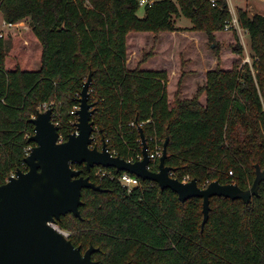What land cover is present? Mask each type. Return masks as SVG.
I'll return each instance as SVG.
<instances>
[{
  "label": "trees",
  "instance_id": "obj_1",
  "mask_svg": "<svg viewBox=\"0 0 264 264\" xmlns=\"http://www.w3.org/2000/svg\"><path fill=\"white\" fill-rule=\"evenodd\" d=\"M217 2L159 0L146 5L141 17L140 0H0L5 22L29 19L31 27L20 36L0 37V187L13 172L28 170L25 148L36 146L30 141L35 134L31 119L42 106L51 107L60 137L67 141L78 120L71 111L79 106L91 74L94 134L98 143L108 140L115 156L139 161L142 130L149 151L153 139L164 149L169 138L166 166L172 178L189 176L201 188L215 181L251 188L256 166L264 169V16L238 9L254 61L240 66L237 60L223 69L221 40L241 58L244 48L237 30H224L232 20L227 2ZM182 16L192 28L176 26ZM180 32L215 44L218 57L192 98H181L185 73L173 95L175 75L141 68L153 52L134 69L127 64L132 35L142 39L165 33L174 42ZM32 42L40 45L35 55L39 69L32 65ZM75 168L102 191L84 189L81 217L69 213L57 225L71 232L69 240L83 253L94 247L97 264H264V181L249 204L211 198L202 229V198L182 203L172 190L142 179L129 191L117 180L96 176L105 169L101 166L91 172L83 165Z\"/></svg>",
  "mask_w": 264,
  "mask_h": 264
},
{
  "label": "water",
  "instance_id": "obj_2",
  "mask_svg": "<svg viewBox=\"0 0 264 264\" xmlns=\"http://www.w3.org/2000/svg\"><path fill=\"white\" fill-rule=\"evenodd\" d=\"M92 75L85 82L77 111L78 135H70L59 143L58 126L53 122V110L39 111L31 119L35 143L31 154L25 158L27 171L18 170L0 187V264H97L92 259L95 251L90 247L85 253L71 240L48 225L57 223L69 213L81 217L84 189L102 191L75 166L83 165L87 171L96 166L127 172L144 181H152L161 190L170 189L184 203L191 198L203 199L204 220H209L213 197L243 200L246 204L259 195L264 181V169L256 166V177L251 188L241 189L236 184L223 185L218 181L201 188L196 179L184 183L172 178L166 166L169 138L164 143L158 171L149 169L150 156L147 138L141 130L142 159L129 162L112 155L108 145L102 149L91 148L95 123V104L90 102Z\"/></svg>",
  "mask_w": 264,
  "mask_h": 264
},
{
  "label": "rangeland",
  "instance_id": "obj_3",
  "mask_svg": "<svg viewBox=\"0 0 264 264\" xmlns=\"http://www.w3.org/2000/svg\"><path fill=\"white\" fill-rule=\"evenodd\" d=\"M235 7L237 10L240 8L246 10L250 16L255 14H260L264 16V0H235ZM139 16H144L145 6H140L138 11ZM177 20V19H176ZM24 24L28 29L20 28H7L5 29L2 25V19L0 18V30H3L5 37L8 36H20L23 32L29 31L30 20L25 19ZM177 25L180 28L189 29L185 27H191L193 24L190 19L185 17L178 18ZM14 33V34H13ZM240 43L244 48V56L241 58L238 55L232 53L233 49L227 43L221 40L220 42V59L222 60L223 69H231L234 62L237 60L240 62V66L248 63L250 66L253 65L254 55L251 51V40L248 35V32L244 29L237 31ZM149 34L141 39L140 50L138 51V58L142 61L144 56L150 52H153L152 58L156 57L153 63L160 64L159 67L164 66L165 70L168 71L169 77L174 76L172 80V89L173 95L177 90V84L182 73H185L183 84L181 85V98H192L198 91L199 87H203L207 81V73L211 70H214L218 64V57L214 51L215 44L210 43L205 37L206 40L202 42L196 37L192 36V32H180L178 33V40L174 42H169L165 46H161V37L162 35ZM200 36V35H199ZM136 39L128 42V60L130 53L133 52V48L136 45ZM149 41V44H147ZM163 42V41H162ZM146 44L148 45L147 47ZM132 55V54H131ZM137 61V60H136ZM134 69V68H132ZM170 69V70H169ZM171 81V80H170ZM174 98L171 97V102ZM206 95H203L201 98V103H205ZM68 231V230H66ZM70 232V231H68ZM71 233V232H70Z\"/></svg>",
  "mask_w": 264,
  "mask_h": 264
},
{
  "label": "built area",
  "instance_id": "obj_4",
  "mask_svg": "<svg viewBox=\"0 0 264 264\" xmlns=\"http://www.w3.org/2000/svg\"><path fill=\"white\" fill-rule=\"evenodd\" d=\"M218 0H211V3L213 6H216L217 5V2ZM227 2V5H228V10L230 12V14L232 15V20L226 24L224 30L225 31H230L232 29H235L237 31L240 30V24H239V21H238V16H237V7H235L234 5V1L235 0H225ZM153 2L151 0H140V6H146V5H151ZM3 27L4 28H7V29H13V28H20V27H24L25 28V24L24 22H18V23H7V22H3ZM26 29H28V27H26ZM242 29V28H241ZM0 37L1 38H6L5 37V34L3 33V31H0ZM90 93V91H89ZM81 97V96H79ZM48 109H51V107H48L47 105H44L42 106V111H46ZM79 109V106H75L73 108V110L71 111V114H75L77 115V111ZM78 117V115H77ZM55 118L53 116V122L58 126L59 123H56L55 122ZM77 123H78V120L76 121L75 123V126L73 128V132L71 133V135H78L79 134V131H78V128H77ZM95 126H94V131H95ZM92 137H93V142L91 144V148H97L99 150L102 149V146H103V142H99L98 143V140H97V137L96 135L92 134ZM68 140V139H67ZM154 140V148L153 150L149 151V156H150V164H149V169L152 170V168L154 167V165L156 164L157 161H160V158L163 154V148L161 147V145L159 144L158 140L157 139H153ZM65 142V140L63 138L60 137L59 139V143H63ZM108 140H106V144H107ZM35 146H28L27 148H25V153H26V157L29 156L33 150ZM112 155H114L112 153ZM115 156V155H114ZM142 159V157L140 158V160ZM24 165H27L24 161ZM158 166H159V163H158ZM158 171V169H157ZM16 175V172H13L11 174V177H14ZM230 175L232 176L233 175V172H230ZM96 176L98 177H101V178H110L112 180H117L119 182V184L124 187V188H127L129 191L139 187L141 185V182H140V178L132 175V174H129L127 172H122L121 175L119 176H116L115 174H113V172H111L109 169H100L96 172ZM191 179L189 176H185L182 180V182L184 183H188L190 182ZM208 185H205L204 188H206ZM48 225H50L51 227H53L55 230H57L58 232L62 233L67 239H69V237L71 236V233L66 231V230H63L61 229L57 223H51L49 222Z\"/></svg>",
  "mask_w": 264,
  "mask_h": 264
},
{
  "label": "crops",
  "instance_id": "obj_5",
  "mask_svg": "<svg viewBox=\"0 0 264 264\" xmlns=\"http://www.w3.org/2000/svg\"><path fill=\"white\" fill-rule=\"evenodd\" d=\"M152 2H155V1H159V0H151ZM240 8V7H239ZM242 9V8H241ZM0 18L2 19V22H4V19H3V16H2V13L0 12ZM180 19V18H179ZM177 21H178V19L176 20V26L177 27H180V26H178L177 25ZM2 25H3V23H2ZM1 26V25H0ZM27 26L25 25V28H26ZM24 27H22V29H23ZM24 28V29H25ZM182 28H184V27H182ZM185 28H192V26L191 27H185ZM6 29V28H5ZM8 30V29H7ZM13 29H11V30H8V32L9 31H12ZM0 31H3V30H0ZM14 34V33H13ZM20 34H23V33H20ZM161 35H162V37H161V40L163 41H161V46L163 47V46H165L166 44H168L169 43V38H166V34L165 33H161ZM160 35V36H161ZM12 36V35H11ZM17 36V35H16ZM145 36H148V35H145ZM7 37H8V35H7ZM141 35L140 34H135V35H132V37H131V40H137L136 41V45H135V47L133 48V52L132 53H130V57L131 58H129V60H128V62H127V64H128V67L130 68V69H132V68H136L138 65H139V63L141 62V60H139V58H138V51L140 50V44H141ZM177 40L179 39V38H176ZM177 40H174V42H176ZM26 42V41H25ZM173 42V44H175ZM171 43V42H170ZM29 44V43H28ZM147 44H149V41H148V43ZM146 44V46L145 47H147L148 45ZM40 49V45L39 44H37V43H35V42H32V43H30V45H29V51H30V56L33 58V62H32V65H33V67L35 68V69H39L40 68V66H41V64H40V62L38 61V60H36L35 59V55H36V52L38 51ZM132 54V55H131ZM157 58H158V56H156ZM156 57H153V58H150L149 60H148V62H146V63H144V64H142L141 65V68H143V69H160V68H163V69H165V67L164 66H162V67H159V65L160 64H158V63H153V61L155 60V58ZM137 60V61H136Z\"/></svg>",
  "mask_w": 264,
  "mask_h": 264
}]
</instances>
